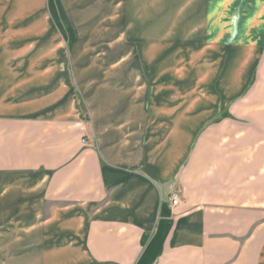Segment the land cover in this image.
Segmentation results:
<instances>
[{
    "label": "crops",
    "instance_id": "1",
    "mask_svg": "<svg viewBox=\"0 0 264 264\" xmlns=\"http://www.w3.org/2000/svg\"><path fill=\"white\" fill-rule=\"evenodd\" d=\"M0 264H264V0H0Z\"/></svg>",
    "mask_w": 264,
    "mask_h": 264
},
{
    "label": "built area",
    "instance_id": "2",
    "mask_svg": "<svg viewBox=\"0 0 264 264\" xmlns=\"http://www.w3.org/2000/svg\"><path fill=\"white\" fill-rule=\"evenodd\" d=\"M171 205L172 206H176L177 205V196L176 195H172L171 196Z\"/></svg>",
    "mask_w": 264,
    "mask_h": 264
},
{
    "label": "rangeland",
    "instance_id": "3",
    "mask_svg": "<svg viewBox=\"0 0 264 264\" xmlns=\"http://www.w3.org/2000/svg\"><path fill=\"white\" fill-rule=\"evenodd\" d=\"M234 20H235V18L233 19V21H234ZM83 143H84V144H86V142H85V141H83Z\"/></svg>",
    "mask_w": 264,
    "mask_h": 264
}]
</instances>
